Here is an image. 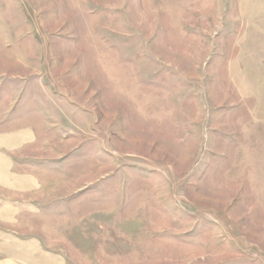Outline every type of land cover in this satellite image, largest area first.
Returning a JSON list of instances; mask_svg holds the SVG:
<instances>
[{
  "label": "rangeland",
  "instance_id": "374dc122",
  "mask_svg": "<svg viewBox=\"0 0 264 264\" xmlns=\"http://www.w3.org/2000/svg\"><path fill=\"white\" fill-rule=\"evenodd\" d=\"M0 264H264V0H0Z\"/></svg>",
  "mask_w": 264,
  "mask_h": 264
}]
</instances>
